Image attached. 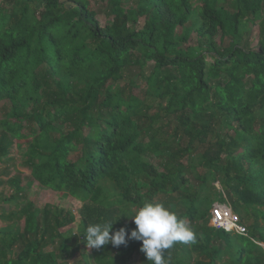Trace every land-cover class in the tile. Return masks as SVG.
Segmentation results:
<instances>
[{"label": "trees", "instance_id": "16d2710c", "mask_svg": "<svg viewBox=\"0 0 264 264\" xmlns=\"http://www.w3.org/2000/svg\"><path fill=\"white\" fill-rule=\"evenodd\" d=\"M133 3L0 0V264H151L81 243L154 201L195 233L167 264H264V0ZM226 202L247 235L211 225Z\"/></svg>", "mask_w": 264, "mask_h": 264}, {"label": "clouds", "instance_id": "9594fccd", "mask_svg": "<svg viewBox=\"0 0 264 264\" xmlns=\"http://www.w3.org/2000/svg\"><path fill=\"white\" fill-rule=\"evenodd\" d=\"M131 220L136 227L130 234L123 227L113 232V225L116 222L112 221L89 224L84 235L87 246L97 249L109 243L120 246L126 244V238L132 239L141 242L140 250L145 254L148 262L167 264L165 250L172 248L177 241L194 242L195 240V233L189 222L179 218L174 211L161 202L145 203Z\"/></svg>", "mask_w": 264, "mask_h": 264}, {"label": "rangeland", "instance_id": "374dc122", "mask_svg": "<svg viewBox=\"0 0 264 264\" xmlns=\"http://www.w3.org/2000/svg\"><path fill=\"white\" fill-rule=\"evenodd\" d=\"M124 7H127V8H132L134 7V3H133V0H124V4H123ZM106 9H107V6L104 5V4H99L98 6V17L100 19V21L102 23H105V22H110L111 19H109L107 16H106ZM143 22L141 23V26H142ZM250 38V45L251 47H255L257 46V44L259 43V30H258V26H252V29H251V34L249 35ZM0 117H3V106H4V103H2L0 105ZM77 156V153L76 154H73L71 156L72 159H75ZM11 168L13 169V166L10 165ZM0 168L3 170L5 169V165H0ZM20 170H21V167H20ZM23 171V176L25 178V181L27 179H29V172L27 170H24L22 169ZM13 174H15V172L13 171L12 172ZM3 180L6 181L7 179V176L4 174L3 177L1 178ZM9 187V185H3V186H0V191L4 190V189H7ZM29 195L36 198L38 200V206L39 207H42V206H45L46 204H56L58 202H60V204L62 205H65V206H69V202L67 200H65L64 198L60 197V195L57 193V192H54L48 188H44V187H41L38 183H34V185L32 186V188L29 190ZM221 206L220 207H225L226 205L227 206H230L227 202L226 203H223V204H220ZM215 208V206H214ZM3 208H1L2 210ZM213 211V209H212ZM234 217L236 218V216L234 215ZM0 223H1V220H0ZM211 223V222H210ZM81 247H82V250H81V253H90V248L87 246V244L85 242H82L81 243ZM76 257L73 259V261H75L76 259H78L80 257V254H76L75 255ZM81 258V257H80ZM79 258V259H80ZM72 261V260H71Z\"/></svg>", "mask_w": 264, "mask_h": 264}, {"label": "built area", "instance_id": "2783aa9c", "mask_svg": "<svg viewBox=\"0 0 264 264\" xmlns=\"http://www.w3.org/2000/svg\"><path fill=\"white\" fill-rule=\"evenodd\" d=\"M216 205L212 211V226L216 229H222L227 232H234L240 235H247L248 229L238 222V218L234 217L233 210L230 206L220 207Z\"/></svg>", "mask_w": 264, "mask_h": 264}]
</instances>
